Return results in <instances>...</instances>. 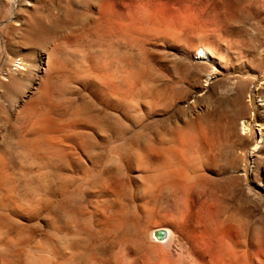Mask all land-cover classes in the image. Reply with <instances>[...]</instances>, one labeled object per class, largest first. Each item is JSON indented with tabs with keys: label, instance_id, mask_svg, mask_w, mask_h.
<instances>
[{
	"label": "rangeland",
	"instance_id": "374dc122",
	"mask_svg": "<svg viewBox=\"0 0 264 264\" xmlns=\"http://www.w3.org/2000/svg\"><path fill=\"white\" fill-rule=\"evenodd\" d=\"M202 1L190 0L187 6L176 0H0V158L16 182V197L48 201L54 198L50 186L62 188L63 176L58 178L55 169L65 168L64 161L49 158L45 148L37 157L30 155L19 144L20 138L33 136L21 121L25 105L49 90L59 107L58 122L72 126L77 120L69 129L75 161L62 175H73L90 191L104 187L107 172L118 168L111 176L128 181L122 191L139 207L145 177L136 167L140 160L169 146L190 162L198 156L203 174L227 186L229 207L249 215L243 218L244 249L248 254L256 247L253 262L263 264L264 189L257 183L264 181V128L262 137L243 130L242 115L237 133H229L227 123L243 109L264 125V0H251L235 22L223 25L212 20L218 3ZM151 7L163 14L161 23ZM101 10L112 11L119 24L125 21L130 36L117 31L111 37ZM185 16L195 26L203 24L209 34L204 43L180 26L183 18L191 20ZM168 21L170 28L163 25ZM172 32L174 42L167 37ZM200 46L215 61L179 51L195 53ZM61 64L67 69L60 71ZM82 74L90 76L78 78ZM127 91L133 107L129 119L111 105L112 96L121 100ZM215 136L224 139L223 150L210 162ZM126 157L133 163L129 172ZM41 176L49 178V187L40 185ZM147 223L149 232L171 229L174 247L183 246L170 211L150 210Z\"/></svg>",
	"mask_w": 264,
	"mask_h": 264
},
{
	"label": "bare ground",
	"instance_id": "6f19581e",
	"mask_svg": "<svg viewBox=\"0 0 264 264\" xmlns=\"http://www.w3.org/2000/svg\"><path fill=\"white\" fill-rule=\"evenodd\" d=\"M189 1L176 0V3L184 2V5L190 6ZM204 1L206 4L218 3L217 13L212 15V20L222 25L235 22L239 12L251 2V0H203L202 3ZM153 9L151 7L155 21L161 23L163 14L161 15L158 8ZM101 15L105 18L111 37H116L118 32L126 38L130 36L129 25L124 24L125 21L119 24L112 11L101 10ZM190 19L186 21L183 18L179 22L180 26L191 30L197 42L204 43L209 37L208 32L203 30L201 22L197 21L201 27L195 26L192 18ZM163 25L170 28L172 24L168 21ZM167 37L174 42L176 33L172 32ZM179 51L187 56L215 61L203 46L195 53H187L182 49ZM58 67L60 71L62 68L67 69L63 64ZM106 67L107 64L104 69ZM87 76L90 75L82 74L78 78ZM128 77L125 79L130 84ZM111 105L114 108L120 107L122 109L120 112L126 119H129L133 112L128 91L121 100L117 96H112ZM58 109L49 90H44L37 99L28 102L24 107V118L21 121L26 131L31 132L33 136L22 137L19 140V144L30 155L34 154L37 157L45 148L49 151V158L64 161L65 168L55 169L58 178L63 176L62 188L50 186L54 198L37 201L16 197V182L5 170L7 163L0 158V264H254L253 259L258 257V249L253 248L248 254L244 249L243 218L246 216L248 219L249 215L243 217V210L229 207L226 197L227 186L203 174L200 157L197 156L195 159L193 157V162H190L183 156L181 150L169 148L170 146L167 149L161 148L163 152L157 150L158 152L152 151L147 154L145 160H140L136 164L137 169H142L145 174L143 196L139 199L141 203L137 201L139 207L133 203L132 199L137 200L133 195L122 191V185L126 186L128 181L111 176L119 170L118 168L107 172L104 187L93 186V190L86 191L73 175H62L69 163L75 161V153L69 144V129L77 120L72 126L58 122L54 116ZM240 115L246 119L243 122V130L250 128L253 133L262 135L263 123L254 122V117H246L243 109L229 118L227 123L229 133L237 131V119ZM218 126L219 124L216 125V129ZM222 141L224 139L221 140L219 136L213 138L210 145L213 151H208L210 162H216L214 155L223 150ZM166 142L169 141L165 140ZM125 165L128 172L132 170L131 157H126ZM189 171L192 174H189ZM48 179L41 176L40 185L49 187L51 182L49 183ZM257 185L264 189V181ZM85 194L89 196L88 201L83 199ZM57 195L62 199L58 200ZM107 209H111L112 213L107 214ZM150 210H166L172 213L180 239L183 241L181 248L174 247L175 234L171 229L157 228L148 231L145 225H148L147 215Z\"/></svg>",
	"mask_w": 264,
	"mask_h": 264
}]
</instances>
